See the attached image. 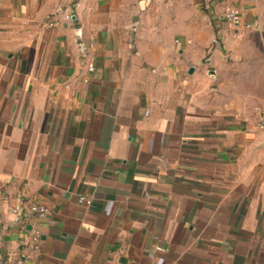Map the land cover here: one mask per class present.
Returning a JSON list of instances; mask_svg holds the SVG:
<instances>
[{
	"label": "crops",
	"instance_id": "0c3cea01",
	"mask_svg": "<svg viewBox=\"0 0 264 264\" xmlns=\"http://www.w3.org/2000/svg\"><path fill=\"white\" fill-rule=\"evenodd\" d=\"M194 2L0 0L5 252L24 264H264V70L243 80L238 61L259 50L242 46L259 19L235 5L241 24L220 16L211 32ZM63 10L72 21L48 27Z\"/></svg>",
	"mask_w": 264,
	"mask_h": 264
},
{
	"label": "rangeland",
	"instance_id": "374dc122",
	"mask_svg": "<svg viewBox=\"0 0 264 264\" xmlns=\"http://www.w3.org/2000/svg\"><path fill=\"white\" fill-rule=\"evenodd\" d=\"M196 2L198 1L195 0L194 4L201 12L198 14L202 15L199 17L200 23H203L204 27H206V20L203 17H207L209 19L208 29L211 32H213L214 29L217 31L216 24L217 21H221L219 17L225 5L234 4L240 7L250 6L255 10L259 22L254 29L251 28L243 31L242 40L245 41V44L242 46L246 48L257 47L259 50L254 53L243 55L238 61L241 63L240 68L243 72V80L250 79L253 75L258 76L257 74H260L261 71L264 70V0H204V5ZM219 40L221 46H223L224 42H222L221 39ZM208 56L209 55H207V57ZM228 61L234 62L236 60L229 58Z\"/></svg>",
	"mask_w": 264,
	"mask_h": 264
},
{
	"label": "built area",
	"instance_id": "2783aa9c",
	"mask_svg": "<svg viewBox=\"0 0 264 264\" xmlns=\"http://www.w3.org/2000/svg\"><path fill=\"white\" fill-rule=\"evenodd\" d=\"M222 19L230 26H238L242 22V12L235 5H225L221 12ZM72 21V14L69 11H62L61 13H54L49 16L46 25L48 27H58L62 26L65 23H69ZM246 27L252 28V24L247 23ZM89 71L94 70V65L89 63L88 66ZM257 126L260 130L264 131V114L259 118L257 122ZM81 203L86 205H90L92 203V199L86 196H80L79 198ZM13 212L15 213V221H20L26 217V210L24 209L23 200L18 197L13 206ZM29 212L36 215L39 218H44L49 213V208L45 205L32 204L29 207ZM39 236L35 235L33 237V247L38 248L39 245ZM26 253H22L19 251H8L5 252L3 240L0 232V264H24L26 260Z\"/></svg>",
	"mask_w": 264,
	"mask_h": 264
},
{
	"label": "trees",
	"instance_id": "16d2710c",
	"mask_svg": "<svg viewBox=\"0 0 264 264\" xmlns=\"http://www.w3.org/2000/svg\"><path fill=\"white\" fill-rule=\"evenodd\" d=\"M198 1L199 3H202V5H204V0H196Z\"/></svg>",
	"mask_w": 264,
	"mask_h": 264
},
{
	"label": "water",
	"instance_id": "95a60500",
	"mask_svg": "<svg viewBox=\"0 0 264 264\" xmlns=\"http://www.w3.org/2000/svg\"><path fill=\"white\" fill-rule=\"evenodd\" d=\"M73 18V17H72ZM79 35H81V33H78Z\"/></svg>",
	"mask_w": 264,
	"mask_h": 264
}]
</instances>
